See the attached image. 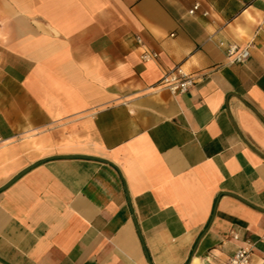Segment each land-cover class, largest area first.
Segmentation results:
<instances>
[{"label":"crops","instance_id":"1","mask_svg":"<svg viewBox=\"0 0 264 264\" xmlns=\"http://www.w3.org/2000/svg\"><path fill=\"white\" fill-rule=\"evenodd\" d=\"M243 247L264 264V0H0V264Z\"/></svg>","mask_w":264,"mask_h":264},{"label":"built area","instance_id":"2","mask_svg":"<svg viewBox=\"0 0 264 264\" xmlns=\"http://www.w3.org/2000/svg\"><path fill=\"white\" fill-rule=\"evenodd\" d=\"M199 7V3H195L188 11V14L194 15V13L199 10ZM206 14V12L203 13V15ZM136 40L138 43H141L138 37ZM219 45L221 47L224 46L223 43ZM225 52L230 64H244L249 58V50L247 47L240 48L235 44H229L225 46ZM157 57L158 55L155 52L144 51L140 55V60L142 62H148L157 59ZM159 84L172 94H183L193 86L194 80L191 76L186 74L180 66H175L163 74ZM251 254V249L248 247L238 248L229 258L227 264H249Z\"/></svg>","mask_w":264,"mask_h":264},{"label":"water","instance_id":"3","mask_svg":"<svg viewBox=\"0 0 264 264\" xmlns=\"http://www.w3.org/2000/svg\"><path fill=\"white\" fill-rule=\"evenodd\" d=\"M36 166V164L30 166L29 168H27L26 170H24L23 172H21L20 174H18L17 176H15L5 187L9 186L10 184H12L15 180H17L22 174H24L25 172H27L29 169H31L32 167Z\"/></svg>","mask_w":264,"mask_h":264}]
</instances>
